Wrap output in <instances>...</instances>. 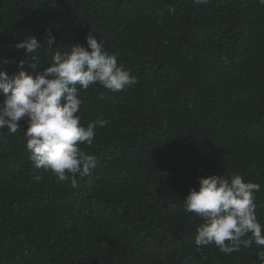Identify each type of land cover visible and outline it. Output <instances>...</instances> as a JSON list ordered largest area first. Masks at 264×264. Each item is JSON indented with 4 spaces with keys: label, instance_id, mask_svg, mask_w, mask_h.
Masks as SVG:
<instances>
[{
    "label": "trees",
    "instance_id": "16d2710c",
    "mask_svg": "<svg viewBox=\"0 0 264 264\" xmlns=\"http://www.w3.org/2000/svg\"><path fill=\"white\" fill-rule=\"evenodd\" d=\"M175 9L169 13L168 8ZM56 43L48 48L45 30ZM88 32L138 81L80 93L96 167L77 186L36 168L24 129L0 130V264H260L264 246L197 250L203 222L182 207L199 178L239 174L264 225V5L257 0H0V70L33 76ZM3 97H0L2 101ZM40 177V179H37Z\"/></svg>",
    "mask_w": 264,
    "mask_h": 264
},
{
    "label": "clouds",
    "instance_id": "9594fccd",
    "mask_svg": "<svg viewBox=\"0 0 264 264\" xmlns=\"http://www.w3.org/2000/svg\"><path fill=\"white\" fill-rule=\"evenodd\" d=\"M264 5V0H257ZM206 4L208 0H193ZM169 13L175 11L168 8ZM86 45H72L70 51H55L49 66L35 76L28 74L25 65L35 69L39 50L44 47L36 36L29 35L14 47L24 50L18 62V71L8 74L0 70V130L16 134L26 124L24 141L30 160L36 168L50 172L58 181H70L77 186V175L87 176L96 167L89 148L95 140V127L106 120L81 124L78 113L83 103L80 93L99 85L108 92L117 93L136 84L124 64L115 54L109 55L102 42L91 32L85 36ZM56 43L51 29L45 30L48 48ZM7 64V59H0ZM40 179V177H37ZM260 184L245 182L239 174L231 177L211 175L199 178V187L184 197L182 207L202 219L197 227L194 244L197 250L215 245L223 254L239 252L241 247L264 246V225L257 218L255 193ZM264 264V248L257 253Z\"/></svg>",
    "mask_w": 264,
    "mask_h": 264
}]
</instances>
